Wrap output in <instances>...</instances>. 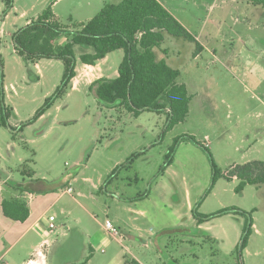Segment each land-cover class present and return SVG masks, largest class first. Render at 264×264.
<instances>
[{"label": "rangeland", "instance_id": "obj_1", "mask_svg": "<svg viewBox=\"0 0 264 264\" xmlns=\"http://www.w3.org/2000/svg\"><path fill=\"white\" fill-rule=\"evenodd\" d=\"M55 1L14 0L13 9L5 12L0 0V107L4 103L16 113L10 120L12 129L0 126V163L12 169L15 179H23L17 169L24 165L28 174L36 172V177L46 179L49 185L72 175L77 179L73 189L94 196L88 207L103 225L115 216L124 220L118 207L124 197L132 199L121 206L133 203L148 211L147 217L138 218L148 247L139 241L126 240L124 247L112 241L102 254L89 250L88 245L85 255L92 257L91 264H125L121 255L143 262L148 256L162 264L158 254L163 262L175 264L169 256L183 250L197 253L200 264H264V204L257 188L236 193L238 181L221 178L209 192L213 176L210 156L189 141L180 143L172 165L161 173L174 140L183 136L205 144L222 173L235 165L264 162V8L247 0H167L203 46L197 55L196 44L167 35L157 50L159 59L169 58L168 63L180 71L179 83L185 84L192 96L186 120L167 129L164 113L144 112L136 118L119 106H103L90 91L91 77L85 83L78 76L81 83L75 88L72 83L68 92L39 116L62 83L64 64L42 59L38 67L28 65L16 54L13 36ZM119 2L59 0L52 11L62 27L74 30L95 18L105 3ZM81 53L77 48L79 71L83 67ZM124 55L123 50L116 51L101 61L107 79L117 78ZM24 177L28 179L26 174ZM99 182L113 195L93 190L92 183ZM145 194L150 196L143 199ZM233 205L252 209L259 231L253 229L240 254L237 248L240 250L245 228L241 217H216L197 231L193 214L197 210L211 216L223 206ZM57 216L58 223L65 221ZM149 220L154 224H148ZM68 225L73 229L69 236H53L59 240L50 250L51 264L61 258L66 262L87 259L82 256L84 239L74 224ZM85 225L92 237L103 234L98 224ZM56 226L63 228V224ZM165 227L169 232L163 235L160 232ZM180 227L185 231H178ZM28 264H50L47 250L36 253Z\"/></svg>", "mask_w": 264, "mask_h": 264}, {"label": "trees", "instance_id": "obj_2", "mask_svg": "<svg viewBox=\"0 0 264 264\" xmlns=\"http://www.w3.org/2000/svg\"><path fill=\"white\" fill-rule=\"evenodd\" d=\"M247 1L264 8V0ZM2 2L5 5V12L13 9L14 0ZM167 35L196 44L197 55L200 54L202 47L196 37L159 0H121L118 4L105 3L95 18L79 24L74 30L62 27L55 20L51 5L37 19L16 32L13 43L16 54L28 65H36L42 59L60 60L64 64L62 83L55 95L47 99L40 117L57 98L68 92L77 77V48L82 52L81 64L90 66H96L109 54L123 50L125 55L118 77L96 80L89 86L90 91L96 94L103 106H119L136 118L144 112H155L159 115L164 113L168 117L167 129H171L186 120L192 96L187 86L179 83L180 71L173 68L166 59L158 58L157 50L161 48ZM63 37L66 38V42L61 44ZM13 114V109L2 103L0 125L12 129L8 121ZM19 131H23V127ZM185 141L196 144L210 156L213 176L209 192L221 178L227 181L236 179L238 181L236 193H242L248 186L264 189V162L251 161L244 165H235L227 173H222L208 147L193 136H183L174 140L166 156L165 167L161 170L162 174L172 165L176 148ZM24 167L23 165L22 173H27ZM43 182L49 185L48 182ZM10 186L21 194L31 190L27 185L23 187L10 183ZM2 208L4 216L14 222H24L30 215L27 203L20 198L5 199ZM193 214L199 225L227 214L245 217L243 239L237 253L240 254V251L247 248L254 227L252 212L229 208L211 216L201 215L197 210ZM167 232L169 231L165 230L163 234ZM124 261L125 264H142L128 256H125ZM87 262L88 258L79 264Z\"/></svg>", "mask_w": 264, "mask_h": 264}, {"label": "crops", "instance_id": "obj_3", "mask_svg": "<svg viewBox=\"0 0 264 264\" xmlns=\"http://www.w3.org/2000/svg\"><path fill=\"white\" fill-rule=\"evenodd\" d=\"M59 1V0H57ZM55 1L52 4L57 3ZM164 7L187 29L186 25L182 23V21L179 19L178 15H176L172 9V7L169 6V2L167 0H159ZM235 2V0H234ZM54 13V12H53ZM40 16V15H39ZM38 16V17H39ZM55 20H57V15L54 14ZM37 17V18H38ZM31 21L27 22V25ZM188 30V29H187ZM189 31V30H188ZM190 32V31H189ZM191 33V32H190ZM192 34V33H191ZM194 35V34H192ZM195 36V35H194ZM168 36H166L167 38ZM171 37V36H170ZM197 41L199 42V38L195 36ZM175 39V38H174ZM166 40V39H165ZM179 40V39H178ZM61 44L66 42V38L60 41ZM201 45V43L199 42ZM201 47H203L201 45ZM161 49V48H160ZM159 50V49H158ZM166 51V50H164ZM108 58V57H107ZM107 58L101 60L104 61ZM164 59L168 60L169 58ZM101 61L96 66H90V65H83L82 64V70H77V77H83L84 82L86 83L88 78H93V81L90 80L89 86L95 82L96 80H99L101 78H106L104 75L103 70L101 69ZM168 62V61H167ZM39 63L36 64L38 67ZM2 70V66H1ZM119 75V74H118ZM77 77L74 79V81H78L74 83V87L76 85H79L81 82L77 79ZM118 77V76H117ZM13 109V108H12ZM14 114L9 119V125L10 120L15 117L16 113L13 109ZM1 126V125H0ZM2 127V126H1ZM4 128V127H2ZM118 165V164H117ZM12 169L8 166H4L2 163H0V264H28L30 258L34 256L36 253L41 252L42 249L47 250V257H49V261L51 264V257H50V250L52 246H54L59 239L55 240L53 236L57 235L60 239H63L66 236H69L68 232L72 231L68 224H74V228L78 231L80 236L84 239V251L82 256L84 259L88 258V262L86 264L92 263V257L88 256L86 257L85 253L88 249L87 246L89 245V250H93L96 253H102L104 254L107 252L108 247L112 244V241H115L118 243L121 247H124V242L126 240L132 242V243H138L141 242L142 246L144 245L148 247L147 238L143 237L144 230L139 227V217H147L148 211L146 209H139L136 207L137 205L133 206V203H131V206H121L123 205V201H129L132 199V197H124L125 200H122L118 202V207L120 210V213L124 214V220L119 219L117 216L114 217V221L109 218L107 220H110L111 222H115L114 225L117 228L120 229V233L118 230V235H114L113 233L109 232L106 229V226L103 225L102 222H98L95 217L91 214L89 207H88V201L90 199L95 200L93 195H88L84 193L83 191L76 189H73L72 194H68L66 192V189L70 186L72 187L73 184L76 182L77 179L72 177V175H69L64 179V181L59 182L55 185H48L43 184L46 179H40L36 177V172L28 173H22V166L17 169V172H19L23 179H15L12 176ZM114 172V171H113ZM24 174L28 176V179L24 177ZM236 180V179H234ZM41 181V182H38ZM87 181V180H86ZM8 182H12L13 185L28 186V189H31L30 192L25 193H19L14 191L10 184ZM92 189L95 191H104V194H107L108 196H112L113 193L109 192L107 188H104L102 186V182H99L98 184L91 185ZM251 187V186H248ZM246 187V189L248 188ZM255 188V187H254ZM245 189V190H246ZM244 190V191H245ZM260 192L258 195L259 199L263 200L264 204V189H258ZM243 191V192H244ZM76 193V196H75ZM150 196V194H147L146 196L143 195V199H147ZM142 197V196H141ZM11 198H20L24 200L30 210V215L28 219L24 222H14L9 220L4 216L2 204L5 199H11ZM125 203V202H124ZM127 205V204H126ZM233 208H237L246 212H253L252 209H248L247 207H242V205H233ZM231 207L223 206L220 211L229 209ZM219 212V211H218ZM57 213L60 216H63L65 221H62L58 223V216ZM231 215L233 217H241L245 223L246 219L243 216L234 215V214H227ZM181 215H177L179 218ZM225 216V215H224ZM50 217L55 218V225L56 224H63V228L59 227V229L56 226V230L51 231L49 228L50 225ZM89 220H91L93 223H91ZM209 222L203 223L202 225H199L197 221L195 220L196 229L197 231H202L205 224ZM85 224H98L101 231L103 232L102 235L96 236L95 238L91 236L90 232L87 230V226ZM145 224V223H143ZM148 224H154L149 220ZM178 231H185L186 228L180 227ZM255 224L253 229H255ZM168 228L165 227L161 230L160 233L163 234L165 230ZM153 231V230H152ZM259 231L255 229V233H258ZM154 234L152 233V236ZM164 235V234H163ZM157 237V236H156ZM150 240V237L148 238ZM210 239H212L210 237ZM215 241H218V238L214 237ZM212 239V241H214ZM155 241V240H154ZM164 244V239L161 238L160 245ZM238 243L236 244L237 248ZM47 246V247H46ZM128 251L127 247H125ZM160 250V249H159ZM161 251V250H160ZM161 253H164L161 251ZM50 254V255H49ZM197 253H191L189 251L183 250V253L177 255V256H169L170 261L175 264H200L202 262V259L200 256L196 255ZM20 256V257H19ZM257 257L258 255L255 254ZM157 257L159 258L160 262L162 264H167V262H163V259L158 254ZM124 256L121 255L120 259L124 260ZM138 260L142 264H158L153 261L151 257L147 256V260L144 259V262L141 259H138L136 257H132ZM146 258V257H145ZM62 260H58L55 263L52 264H79L83 259L81 260H75V261H68L66 262L63 258ZM87 260V259H86ZM190 261H193L192 263Z\"/></svg>", "mask_w": 264, "mask_h": 264}, {"label": "built area", "instance_id": "obj_4", "mask_svg": "<svg viewBox=\"0 0 264 264\" xmlns=\"http://www.w3.org/2000/svg\"><path fill=\"white\" fill-rule=\"evenodd\" d=\"M66 192L68 194H72L73 193V188L70 186L69 188L66 189ZM54 221H55V218L54 217H50L49 228H50L51 231L56 230V225H55ZM105 226H106V229L109 232L113 233L114 235H118V230L116 229V227L114 226V224L110 220H106Z\"/></svg>", "mask_w": 264, "mask_h": 264}]
</instances>
